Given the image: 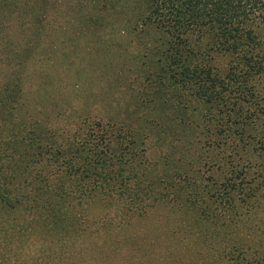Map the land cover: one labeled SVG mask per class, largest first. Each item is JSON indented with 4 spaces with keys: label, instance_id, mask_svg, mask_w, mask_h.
Segmentation results:
<instances>
[{
    "label": "rangeland",
    "instance_id": "rangeland-1",
    "mask_svg": "<svg viewBox=\"0 0 264 264\" xmlns=\"http://www.w3.org/2000/svg\"><path fill=\"white\" fill-rule=\"evenodd\" d=\"M160 5L163 0H0V152L3 148L10 149L12 142L7 141L17 128L22 130L18 142L30 138L27 128H32L46 145H52L46 140L59 141L58 145L64 148L67 144L69 149L78 136L90 131L97 119H109L114 120V129L124 127L126 139L132 142L130 151L136 152L134 163L144 166L147 181L156 180L153 176L163 170L155 166L162 167L165 156H170V164L188 170L198 179L200 189L213 192L223 188L222 180L228 175L231 142L234 140L239 146L236 139L243 136L248 140L242 153L247 160L244 172L251 196L247 206L233 213L231 224L235 221L238 229L232 230V234L239 230L242 239L240 244L235 240L233 243L234 248L241 246L247 255L256 258L255 264H264V99L251 106L257 115L248 134L235 128L228 138L229 132L217 131L215 126L220 125L214 118L209 123L214 129L206 131L193 125L192 133L185 138L189 130L181 129L191 122L190 113L173 107L175 101L179 102L180 92L164 88L157 92L154 87L159 84L148 87L138 82L139 70L149 77L157 60L165 59L168 48H179L184 41L179 37L181 28L167 32L163 21L158 20L163 14L156 10ZM256 15L252 30L264 35V16ZM240 37L241 33L234 38L220 37L213 29H200L189 38L198 50H211L214 63L229 74V64L238 63L240 42L244 45L248 39ZM189 61L195 63L197 58L192 55ZM131 83L135 85L132 87ZM16 92L22 106L20 113L12 116L16 112ZM149 98L150 109L161 116H155L160 124L153 131L149 130L152 116L143 112V103H148ZM199 107L203 109L199 111H204L206 104L196 103V108ZM196 112L192 113L194 120L200 116ZM3 113L10 118L4 120ZM5 122L8 128L4 131ZM158 131L163 140L157 142ZM205 134L210 158L196 163L198 153L195 154L192 146ZM22 152L25 158L16 152L3 155L1 161V177L7 183L14 177L19 181L23 200L9 206L0 204V264H206V257L217 251V244L224 246L216 243L211 249L207 240L202 241L216 231L211 238L214 241L220 238L224 226L218 219L224 212L210 207L207 215L195 217L197 226L191 228L182 220L184 211L194 213L185 206L182 189L178 194L162 186L148 203L144 216L137 212L130 222L120 226L100 219L98 228L92 225L85 229L81 244L80 235L74 242L68 236L59 240L53 229L44 231L43 225L32 230L35 235L27 242L30 232L27 227L36 215L35 206L43 204L37 190L43 182L39 181L46 173L49 175L47 170L53 163L49 166V153L43 150L34 163H30L33 153ZM217 157L224 170L208 167ZM26 160L29 171L22 173L20 165ZM28 192L30 199H24ZM128 195L129 205H141L133 191H128Z\"/></svg>",
    "mask_w": 264,
    "mask_h": 264
},
{
    "label": "trees",
    "instance_id": "trees-1",
    "mask_svg": "<svg viewBox=\"0 0 264 264\" xmlns=\"http://www.w3.org/2000/svg\"><path fill=\"white\" fill-rule=\"evenodd\" d=\"M156 10L163 13V18L161 16L158 20L163 21L167 32L172 28H181L180 31L178 30L179 37L184 41L179 48L173 50L168 48V51L164 53L165 59L157 60L158 63L152 67L149 77L143 75L141 70L136 69L141 74L139 76L141 80L138 82L148 87L159 84L154 87L157 92L160 88L180 92L179 104L175 101L173 107L184 110L185 114L190 113L188 116L191 122H187L181 129L182 131L189 130L184 135L185 138L192 133V129L195 128L193 125L202 130L204 127L206 131L214 129L209 125L214 118H217V124L220 125V127L215 126L217 131L220 134L229 132L228 138L231 130L235 128L237 132L248 134L249 126L255 121V115H257L253 105H256L258 100L261 102L264 99V35L252 30L254 28L252 27L253 20H256L254 16L256 14L257 18L264 16V0H163V5L157 6ZM249 27L250 30L247 31ZM200 29H213L220 37L233 36L234 38L238 33H241V37L248 38L244 45L243 41L240 42L241 54L236 60L238 63L229 64V74L221 71V67L214 63L211 50L202 52L193 46V41L189 37ZM192 55L197 58V62L190 63L189 59ZM240 61L243 63V69ZM147 79L149 85L146 83ZM131 84L132 87L135 85ZM15 97L14 109L16 112L12 116L16 113L17 116L22 106V102L18 100V92L15 93ZM198 102L206 104L204 111H199L203 110L201 107L196 108ZM149 103H152L151 98L148 103H143L145 106L143 112L152 116L150 119L152 126L149 130L153 131L154 126L160 124L155 116L160 115L150 109ZM259 106L261 107V105ZM196 110L198 111L196 116H200L194 120L192 113H195ZM242 114L245 116L243 117ZM3 115L4 120L10 118L5 113ZM9 121L12 123L13 119ZM113 121L97 119L94 125L91 124L90 131H87L85 136L82 134L78 136V140L74 145L71 144L69 149H66L67 144L64 148L62 144L58 145L59 141L46 140L47 143L52 144L46 145L41 135L32 128H27L28 133H31L30 138L18 142L16 139L22 134V130L18 128L14 130V137L12 136L7 141L9 143L11 140L12 146L10 149L3 148L0 152V168L3 155L10 156L17 152L18 155L25 158L22 151H29L28 154L33 153V161L30 160V163H34L36 162L34 160L38 159L39 151L43 150L45 153H49V166L53 163L47 170L49 175L46 173L43 180L38 178V181L41 179L39 182H49L45 185L42 183L37 188L43 198V204L35 206L36 215L31 217V225L27 227V229L30 228L27 242L30 241L31 236L35 235L32 230L43 225L44 231L53 229L59 235L56 237L59 240L68 236L74 242L80 235L82 241L79 244H81L85 238V229L92 225L98 228L100 224L97 222L100 219H106L110 224L120 226L130 222L132 216L137 212H139V216H144L148 203L152 202V199L163 187L167 190L174 189L178 194L182 189V194L185 195L183 200L185 206L194 212L189 214L184 211L185 217L182 220L191 228L197 226L195 217L207 215V210L210 207L220 209L225 213L218 219L221 220L220 225L224 226L220 238L218 236L215 241L214 238H211L218 233L216 231L211 234V237H208L209 233L202 240H207V246L211 249L216 243L224 244V246L217 244V251L206 257V264H255L256 258H253L251 254L247 255L244 248L241 246L234 248L233 241L240 244L242 239L241 235L237 233L239 230L233 236V231L238 228L235 227V221L231 224L234 218L233 213L236 214L239 209L247 206L248 202L246 203V201L251 196L246 185L248 181L245 180L247 174L244 172L247 160L242 153L243 149L247 147L248 140L243 136L237 138L239 146L233 143L234 140L231 142L228 151L230 165H228V175L221 183L223 188L218 187L217 191L211 192L210 189L207 191L200 189L198 179L188 170L176 169L177 166H174L173 163L170 164V156H165L162 167L155 166V168L163 170L153 176V178L156 177V180L147 181L148 172L144 166L141 163H134L136 152L135 150L130 151L129 146L132 142L129 138L126 139L127 133L124 127L114 129ZM4 125L5 131L8 126L6 122ZM160 131L162 132V128ZM206 135L195 140L192 146L195 154L198 153L196 163H202L203 160L210 158V155L207 154ZM33 136L37 138L34 139ZM156 137L157 142L163 140L159 136V131ZM136 145L138 146V144ZM175 146L177 147V145ZM61 149H64V152ZM34 151H38V153L36 154ZM219 153H222L220 147ZM219 153L216 152V155ZM218 161L217 157V161L212 162L208 167L211 170L213 168L224 170V166ZM27 162L28 160L20 165L22 173L29 171ZM185 166L187 168L189 165ZM200 170L201 168L197 171ZM1 175L0 172V204L9 206L13 202L17 203L23 200L19 181L14 177L11 183H7L6 178H2ZM30 189L34 191L32 186ZM128 191H133L144 204L141 203L139 207L135 202V206L129 205ZM30 196L28 192L24 199H28ZM208 216L212 215L209 213ZM190 218L194 221L190 222ZM89 221L97 224H92ZM4 227L9 228V226ZM77 230L83 233H78ZM202 231L206 232V230ZM135 243L137 242L135 241ZM61 250L65 253V250ZM66 251L68 252V250Z\"/></svg>",
    "mask_w": 264,
    "mask_h": 264
}]
</instances>
